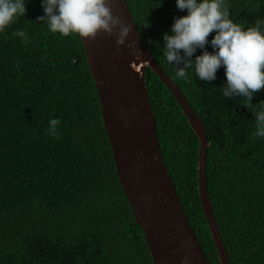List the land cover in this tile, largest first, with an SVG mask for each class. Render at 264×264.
Returning <instances> with one entry per match:
<instances>
[{"label": "trees", "instance_id": "trees-1", "mask_svg": "<svg viewBox=\"0 0 264 264\" xmlns=\"http://www.w3.org/2000/svg\"><path fill=\"white\" fill-rule=\"evenodd\" d=\"M150 51L208 129L209 193L232 264H264V139L255 109L225 97V70L175 78L164 33L186 15L176 0H127ZM235 22L264 19V0H227ZM0 34V264H154L118 176L83 40L52 34L42 0ZM25 30L29 43L11 32ZM212 33L209 36L211 40ZM213 51L212 46H207ZM198 49L195 55L202 54ZM161 149L182 204L212 264H222L199 191L200 140L161 78L146 69ZM60 118V138L46 133Z\"/></svg>", "mask_w": 264, "mask_h": 264}, {"label": "water", "instance_id": "water-1", "mask_svg": "<svg viewBox=\"0 0 264 264\" xmlns=\"http://www.w3.org/2000/svg\"><path fill=\"white\" fill-rule=\"evenodd\" d=\"M113 14L131 31L124 45L117 35L82 38L99 92L118 176L143 228L154 264H212L182 204L161 149L146 80L150 67L181 105L200 140L199 191L222 264H232L209 193L208 129L180 86L150 51L127 0H111ZM118 34V30H117ZM131 45V47H129ZM135 52V55L133 54Z\"/></svg>", "mask_w": 264, "mask_h": 264}, {"label": "clouds", "instance_id": "clouds-1", "mask_svg": "<svg viewBox=\"0 0 264 264\" xmlns=\"http://www.w3.org/2000/svg\"><path fill=\"white\" fill-rule=\"evenodd\" d=\"M30 0H0V34L27 13ZM176 6L186 15L174 17L171 31L164 33V57L175 68V78L190 81V70L195 78L213 81L223 67L226 75L225 97H244L251 106L254 94L264 90V19L244 26L231 16L227 0H176ZM45 15L39 17L52 34L62 37L78 36L95 39L99 33L117 35L116 44L124 45L131 26L115 16L111 0H42ZM118 30V34H117ZM215 33L211 40L209 36ZM25 44L30 37L23 29L11 32ZM213 51H208L207 46ZM131 47V45H129ZM198 49L202 54L195 55ZM135 55V52L133 51ZM257 117L255 137L264 139V102L255 109ZM60 118H50L47 135L60 138ZM184 264H189L185 258Z\"/></svg>", "mask_w": 264, "mask_h": 264}]
</instances>
